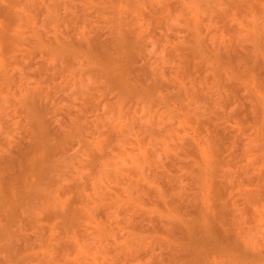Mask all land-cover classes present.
I'll return each instance as SVG.
<instances>
[{"label":"rangeland","instance_id":"obj_1","mask_svg":"<svg viewBox=\"0 0 264 264\" xmlns=\"http://www.w3.org/2000/svg\"><path fill=\"white\" fill-rule=\"evenodd\" d=\"M0 264H264V0H0Z\"/></svg>","mask_w":264,"mask_h":264}]
</instances>
